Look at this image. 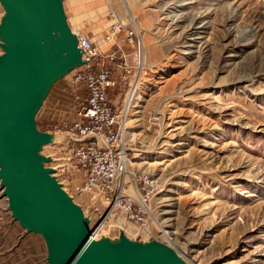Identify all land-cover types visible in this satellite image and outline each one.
<instances>
[{
	"label": "rangeland",
	"instance_id": "obj_1",
	"mask_svg": "<svg viewBox=\"0 0 264 264\" xmlns=\"http://www.w3.org/2000/svg\"><path fill=\"white\" fill-rule=\"evenodd\" d=\"M62 2L74 32L103 37L122 23L142 37L147 75L135 91L120 84L108 99L126 113L132 171L158 185L148 215L155 238L187 264H264V0ZM122 31L115 41L127 51ZM70 76L53 84L35 121L56 138L41 149L52 158L46 165L93 225L91 195L73 190L83 170L67 126L84 93ZM2 191L0 264H48L44 239L12 218ZM120 232L146 241L121 212L94 235Z\"/></svg>",
	"mask_w": 264,
	"mask_h": 264
},
{
	"label": "water",
	"instance_id": "obj_2",
	"mask_svg": "<svg viewBox=\"0 0 264 264\" xmlns=\"http://www.w3.org/2000/svg\"><path fill=\"white\" fill-rule=\"evenodd\" d=\"M0 187L11 216L44 239L48 264H187L170 246L123 232L95 239L46 164L53 134L35 116L53 84L84 64L62 0H0Z\"/></svg>",
	"mask_w": 264,
	"mask_h": 264
},
{
	"label": "built area",
	"instance_id": "obj_3",
	"mask_svg": "<svg viewBox=\"0 0 264 264\" xmlns=\"http://www.w3.org/2000/svg\"><path fill=\"white\" fill-rule=\"evenodd\" d=\"M120 29L129 47L127 51L115 41ZM72 32L84 61L70 76V81L84 93L78 119L67 126V133L76 143L72 156L83 170V180L73 190L91 195L92 214L99 222L92 225L90 215L84 214L89 218L93 236L101 223L99 231L121 212L136 225V237L143 232L146 241H158L148 223L149 205L158 185L148 173L132 171L123 142L126 113L114 109L108 99V93L120 84L127 86V91H135L147 75L142 37L135 26L122 23L113 24L103 37ZM110 42L115 48L106 49ZM63 189L73 198L68 189ZM102 204L106 209L100 212Z\"/></svg>",
	"mask_w": 264,
	"mask_h": 264
},
{
	"label": "bare ground",
	"instance_id": "obj_4",
	"mask_svg": "<svg viewBox=\"0 0 264 264\" xmlns=\"http://www.w3.org/2000/svg\"><path fill=\"white\" fill-rule=\"evenodd\" d=\"M52 139L55 141L56 138L54 137V135L52 136ZM129 164H130V165H135L134 162H132L131 160H130V163H129ZM101 225H102V223L99 225V228H97V229L95 230V232H96V231H99ZM128 227H129V226H128ZM163 234L166 235V232H164ZM95 235H96V234H95ZM95 235H94V237H96ZM166 236H167V235H166Z\"/></svg>",
	"mask_w": 264,
	"mask_h": 264
}]
</instances>
